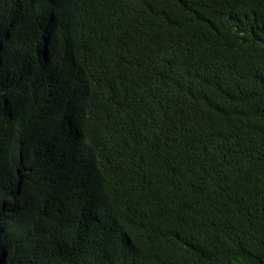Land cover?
Instances as JSON below:
<instances>
[{
  "label": "clouds",
  "instance_id": "obj_1",
  "mask_svg": "<svg viewBox=\"0 0 264 264\" xmlns=\"http://www.w3.org/2000/svg\"><path fill=\"white\" fill-rule=\"evenodd\" d=\"M139 1L143 9H156L152 1L164 7L157 9L161 19L151 28L158 41L184 45L187 51L177 60L191 73L175 91L187 93L189 100L168 113L184 114L189 120L179 137L161 150L152 152L143 134L130 133L126 147L108 157L102 168L96 161L105 190L114 196L117 220L129 231L125 250L139 251L135 264L141 259L154 264H264V212L256 203L264 202L258 198L264 186L252 189L258 171L253 161L264 157V23L259 1L249 0L245 12L235 7L237 0H187L184 7L173 0ZM131 21L109 19L103 34L93 22L84 21L82 27L90 40H118L129 52L118 63L132 66L160 51L147 48L144 56L143 49L128 43L131 37L141 38ZM41 68L50 91L33 95L31 115L12 119L16 143L22 146L27 130L62 139L61 130L69 123L58 121L57 115L62 110L71 113L76 132L69 146L56 162L38 160L36 173L39 182L46 183L48 196L76 201L74 212L65 213V228L101 246L114 225L100 216V206L89 195L83 161L71 149L85 132L93 89L80 91L64 67ZM29 72L27 83L39 84ZM196 85L197 92L192 90ZM114 89L108 94L102 87L96 115L110 122L129 119L137 107L117 101L122 81ZM68 171L80 182L73 178L70 189L61 193L57 186L67 180L63 175ZM17 209L7 214L11 221L15 216L16 225L21 215ZM16 228L22 242L34 245L28 230ZM254 243L261 249L247 247ZM44 247L50 252L47 264H60V239Z\"/></svg>",
  "mask_w": 264,
  "mask_h": 264
},
{
  "label": "trees",
  "instance_id": "obj_2",
  "mask_svg": "<svg viewBox=\"0 0 264 264\" xmlns=\"http://www.w3.org/2000/svg\"><path fill=\"white\" fill-rule=\"evenodd\" d=\"M258 1L264 23V0ZM173 2L184 7L187 0ZM151 5L156 9H143L139 0H0V264H47L50 252L44 244L59 239L64 248L60 264H135L134 257L139 251L125 250L129 231L117 220L112 207L114 196L105 190L96 161L102 168L108 157L126 147L130 133L143 134L152 152L161 150L168 140L179 137L189 120L187 115L168 113L189 100L187 93L175 91L191 73L177 60L179 54L187 51L184 45L158 41L151 28L161 19L157 9L164 7L156 1ZM235 7L241 12L248 11L249 0H237ZM140 13L139 20L136 16ZM112 18L132 20L131 26L141 38L131 37L127 41L143 49L144 56L148 54L147 48L160 52L132 66L118 63L129 55L122 44L115 39L90 40L82 27L84 21H90L103 34L104 22ZM42 64L68 69L82 92L93 89L84 120L85 132L77 147L71 149L83 161V174L90 179L89 195L100 206V216L114 225L101 246L90 244L65 228V213L74 212L76 201L65 195L55 199L48 196L46 183L39 182L36 173L38 160L56 162L59 153L69 146L76 132L71 113L62 110L57 115L58 121L69 123L61 130L62 139L27 130L22 146H18L14 137L12 119L31 115L29 102L33 95L50 91ZM28 72L31 80L41 82L28 84ZM121 81L123 91L117 101L132 102L137 110L122 121L98 117L95 104L100 100V90L103 87L104 92L112 94ZM192 90L197 92L200 86H193ZM253 166L258 170L253 179L254 190L264 186V157L253 161ZM63 176L67 180L57 186L61 193L70 189L76 179L70 171ZM258 198L264 201V189L259 191ZM256 203L263 206L264 212V202ZM17 208L21 214L18 225L29 231L34 245L22 242L15 216L9 220V210ZM247 247L261 249L255 243ZM138 261V264L155 262Z\"/></svg>",
  "mask_w": 264,
  "mask_h": 264
}]
</instances>
